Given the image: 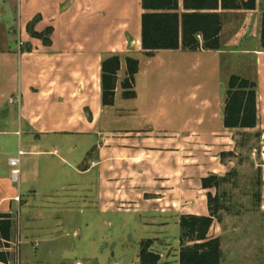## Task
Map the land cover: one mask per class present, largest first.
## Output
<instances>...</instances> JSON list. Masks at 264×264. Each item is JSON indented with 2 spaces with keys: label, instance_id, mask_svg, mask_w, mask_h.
Segmentation results:
<instances>
[{
  "label": "crops",
  "instance_id": "1",
  "mask_svg": "<svg viewBox=\"0 0 264 264\" xmlns=\"http://www.w3.org/2000/svg\"><path fill=\"white\" fill-rule=\"evenodd\" d=\"M178 4L179 12H184L183 0ZM142 11L141 0H0V213L11 220L7 245L17 236L18 222L23 228L29 227L31 219L44 216L60 222V209L69 212L71 205L79 212L82 206L89 207L104 226H112L113 213L129 216L133 222L149 217L176 220V207L185 203L200 204L187 214L209 215L206 194H198L212 188H203L201 179L193 186L189 179L181 186L187 193L180 195L178 175L223 177L233 161L222 160V153L237 154L234 132L258 130L254 135L264 138V49L259 42L264 0H256L254 9L222 12L218 49H164L152 56L145 55L140 45ZM162 51L174 55L171 62L192 57L212 61L214 72L223 58L247 56L255 67L249 79L257 85L256 126L223 125L230 74L218 90L197 92L184 81L161 88L149 83L139 92L135 82L142 61L161 60ZM111 54L120 56V69L114 104L103 105L100 64ZM126 56L139 61L136 95L129 99L122 98L120 88ZM114 108L120 109L118 126H114ZM189 110L199 113L192 117ZM260 154L264 155V144ZM13 157L19 160L16 181L11 179L9 164ZM146 161L147 168L142 165ZM257 168L263 185L264 164ZM60 174L61 185L44 190ZM71 174L77 179L72 180ZM160 179L167 181L165 187L157 183ZM89 190L94 194L87 202ZM54 200L57 207L48 213L36 206H51ZM256 213L264 215V200L256 203ZM229 219L223 213L208 230L209 236L220 240L221 264H257L264 259V245H224L236 233L247 234L228 226ZM166 228L164 223L159 226L161 232ZM4 247L8 249L0 250L8 253L7 264H11V246ZM135 259L132 264H139Z\"/></svg>",
  "mask_w": 264,
  "mask_h": 264
},
{
  "label": "rangeland",
  "instance_id": "2",
  "mask_svg": "<svg viewBox=\"0 0 264 264\" xmlns=\"http://www.w3.org/2000/svg\"><path fill=\"white\" fill-rule=\"evenodd\" d=\"M2 33L3 26L0 25V35ZM198 38L201 39L200 36ZM172 56H174L172 53L162 51L161 60L153 59L149 63L142 61V71L136 76L135 82L139 92L148 88L149 83L153 87L161 88L164 84L165 86L168 84L177 86L184 81L189 89L197 92L209 88L218 90L221 88L222 79L227 78L228 74H238L246 78H252L255 74L254 64L247 56L238 55L225 60L223 58L215 72L213 71L215 63L212 61L192 57L187 60L171 62ZM163 71L165 74L161 75ZM153 73L154 75H152ZM118 99H121V96ZM116 107H119V102ZM188 112L192 117L199 113L194 110ZM119 113L120 109L114 108V126L119 125ZM256 131L258 130L251 134L239 131L233 133L234 139L237 141L235 149L237 154L228 150L221 155L222 160H232L233 164H228L230 171L225 176H219L220 180H213L214 187L209 191L215 199L213 206L218 212L216 217L219 218L223 213H226L230 216L227 222L228 226H231L236 232L247 233L246 236L236 233V237L233 239H226L224 242L226 247L232 244L240 246L264 245V215L256 213V203L258 200L259 202L264 200V184L262 185L260 179V168H257L259 164H264V155L260 154L264 138L255 136ZM148 162L146 161L142 165L146 167ZM199 177L200 173L178 175L177 190L180 195L187 193V190L181 187L185 180L190 179V184L196 186L199 179H202ZM70 178L76 180L77 175L71 174ZM63 180L64 177L60 174V179L58 177L46 183L44 190L49 191V188L61 185ZM157 181L162 187L166 186L165 179ZM141 185L145 189L148 180L145 178ZM207 193L201 191L198 196L206 194L207 198ZM93 194V191H87V202L88 198L93 197ZM192 195H195L194 190ZM61 201L60 203H62ZM53 202L51 206L40 205V203H36V206L48 213L50 212L48 209L57 207L56 200ZM197 202L199 204L200 200ZM199 205L178 204L176 220L172 217H149L152 219L144 218L141 219V222H133L129 216L113 213L110 215L112 226H104L98 222L96 212L89 210V207L82 206L79 212L78 208L71 205L68 209L72 210L69 212L64 213L60 209V222L45 220L46 216L38 220L31 219L32 221L28 222L29 227L26 228L22 227V222H18L15 227L17 236H15L13 244H8L11 246V264H132L135 262L136 256L138 257L141 242L147 239L151 240L149 250L160 256L157 264H179V251L182 245L191 244L187 241L180 242V217L187 215V212L195 211ZM236 214L237 217H235ZM162 223L167 225L165 232L159 230ZM249 231H252L253 234ZM1 248L6 247L2 246ZM263 262L262 258L257 264H263Z\"/></svg>",
  "mask_w": 264,
  "mask_h": 264
},
{
  "label": "trees",
  "instance_id": "3",
  "mask_svg": "<svg viewBox=\"0 0 264 264\" xmlns=\"http://www.w3.org/2000/svg\"><path fill=\"white\" fill-rule=\"evenodd\" d=\"M256 0H183L184 12H179L178 0H141L140 45L145 55L154 51L178 49H218L222 28L223 11L254 9ZM46 32H49L47 30ZM36 34V33H35ZM37 35V34H36ZM200 36L201 39L198 38ZM260 47L264 49V12L260 21ZM126 75L120 83L122 98H134V77L139 70V61L125 57ZM101 101L113 105L120 56L111 54L100 64ZM256 82L238 74H230L225 83L223 125L226 128H253L257 123ZM216 175L201 179L203 188L214 187ZM214 197L207 193L210 214L206 216L187 214L179 221L180 242L179 264H221L220 240L208 235L217 209ZM11 236V220L8 214L0 213V247L8 246ZM151 240L141 242L139 264H157L160 256L149 250ZM8 253L0 250V263L7 264Z\"/></svg>",
  "mask_w": 264,
  "mask_h": 264
},
{
  "label": "built area",
  "instance_id": "4",
  "mask_svg": "<svg viewBox=\"0 0 264 264\" xmlns=\"http://www.w3.org/2000/svg\"><path fill=\"white\" fill-rule=\"evenodd\" d=\"M12 99H9L11 101ZM18 157H13L9 159V164L13 167L11 170V179L12 181H16L19 175V169L17 168L18 165Z\"/></svg>",
  "mask_w": 264,
  "mask_h": 264
}]
</instances>
